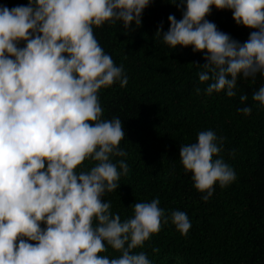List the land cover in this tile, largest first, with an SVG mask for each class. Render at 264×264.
Returning a JSON list of instances; mask_svg holds the SVG:
<instances>
[{"label":"clouds","instance_id":"1","mask_svg":"<svg viewBox=\"0 0 264 264\" xmlns=\"http://www.w3.org/2000/svg\"><path fill=\"white\" fill-rule=\"evenodd\" d=\"M152 0H29L27 6H0V264H151L143 247L169 220L182 235L191 222L183 211L166 217L160 200L135 203L132 218L121 221L111 202L102 199L118 189L128 164L118 146L125 136L119 118L102 119L98 91L128 83L94 36L106 22L132 30L142 23ZM184 8L178 21L156 36L171 49L203 52L201 83L211 80L207 95H237V80L264 75V0H172ZM212 6L231 10L237 25L252 29L240 43L205 19ZM23 42L24 46L20 47ZM198 65V64H197ZM197 93L200 89H196ZM243 104L246 94L239 97ZM252 99L264 106V86ZM250 115L251 107L238 109ZM222 138L212 130L182 145L179 158L192 173L205 202L218 182L236 179L222 158ZM94 161L88 170L78 166ZM97 221L94 225L93 221ZM44 227H41V225ZM34 242V243H32ZM107 246L118 258L100 255ZM158 252L159 249H153Z\"/></svg>","mask_w":264,"mask_h":264},{"label":"trees","instance_id":"2","mask_svg":"<svg viewBox=\"0 0 264 264\" xmlns=\"http://www.w3.org/2000/svg\"><path fill=\"white\" fill-rule=\"evenodd\" d=\"M28 2L0 0V6L11 9ZM171 2L152 0L143 10L141 25L133 22L131 31L122 22L93 26L99 45L116 66H123L128 79L124 87L117 81L98 91L102 119L119 118L125 131L118 147L126 156L111 159L118 171L119 160L129 167L117 181L118 189L102 199L111 202L110 211L121 221L133 217L135 203L157 198L166 217L176 210L187 214L191 222L187 235L169 220L143 247L133 250L146 253L151 264H264V106L252 99L264 86V75H241L234 97L224 91L207 95L205 89L212 81L201 83L198 75L205 71L204 53L193 52L191 46L171 49L156 36L161 25L162 33L170 27L169 15L182 18L184 8ZM205 19L241 44L253 31L237 25L231 10L212 6ZM242 94L248 97L243 104ZM246 106L252 108L247 116L238 111ZM207 130L223 140L213 160L222 158L236 179L223 188L217 182L205 202L201 197L206 193L196 190L179 153L182 145L197 142L198 133ZM94 163L86 159L77 171ZM106 248L100 255L109 259L121 255Z\"/></svg>","mask_w":264,"mask_h":264}]
</instances>
